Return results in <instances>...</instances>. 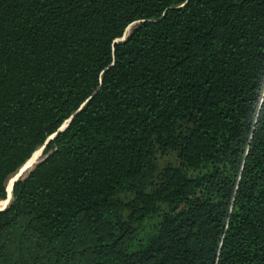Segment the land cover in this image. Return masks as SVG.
Listing matches in <instances>:
<instances>
[{"label": "trees", "instance_id": "trees-1", "mask_svg": "<svg viewBox=\"0 0 264 264\" xmlns=\"http://www.w3.org/2000/svg\"><path fill=\"white\" fill-rule=\"evenodd\" d=\"M71 114L0 264H264V0H0V199Z\"/></svg>", "mask_w": 264, "mask_h": 264}, {"label": "water", "instance_id": "water-1", "mask_svg": "<svg viewBox=\"0 0 264 264\" xmlns=\"http://www.w3.org/2000/svg\"><path fill=\"white\" fill-rule=\"evenodd\" d=\"M134 21H136V20H134ZM134 21H131V22H134ZM130 22V23H131ZM130 23H128L127 25H126V27H125V29L127 28V26H129V24ZM124 29V30H125ZM130 30V29H129ZM128 30V31H129ZM127 31V32H128ZM127 32L124 34H122L121 36H118V37H116V38H114V41H120V40H123V38H124V36L127 34ZM80 107V106H79ZM78 107V108H79ZM77 108V109H78ZM76 109V110H77ZM75 112V111H74ZM73 112V113H74ZM72 113V114H73ZM72 114L54 131V132H52L51 134H49L48 136H47V138L44 140V142H43V144H42V146H44V143L49 139V138H51L56 132H58L59 130H61L66 124H67V122L69 121V119H70V117L72 116ZM46 154H44L43 156H41L40 158H38V159H36L35 161H34V163L36 162V161H38V160H40V159H42L44 156H45ZM20 167V166H19ZM18 167V168H19ZM20 173V171L18 172V169H17V171H16V173H15V175L13 176V178L11 179V182H10V194H11V185H12V183H13V181L14 180H16V179H18L19 177H18V174ZM10 179V178H9ZM10 198V197H9ZM9 198H8V200H9ZM7 200V201H8ZM2 207H4V205L3 206H0V208H2Z\"/></svg>", "mask_w": 264, "mask_h": 264}, {"label": "rangeland", "instance_id": "rangeland-1", "mask_svg": "<svg viewBox=\"0 0 264 264\" xmlns=\"http://www.w3.org/2000/svg\"><path fill=\"white\" fill-rule=\"evenodd\" d=\"M134 23H135V21H134V22H131V23L129 24V26L124 30L123 33L125 34V33L131 28V26L134 25ZM35 149H36L35 152L37 153V155H35V154H33V155L36 157V159H38V158H40V157L43 155V146H42V145H39V146L36 147ZM38 152H39V154H38ZM33 155H32V156H33ZM32 156H31V157H32ZM36 159H35V160H36ZM33 164H34V162L31 163L27 168L23 169L24 171L22 170V171L18 174V177L20 178L21 176H23V175L25 174V172H26V171H27V170H28ZM17 169H18V168H17ZM25 170H26V171H25ZM16 171H17V170H15L12 174L9 175V177H8V179H7V181H6V183H7L6 188H8V186L10 185V184H8V183H9V182H8V181H9V178H10V177L13 178V175H15ZM23 173H24V174H23ZM11 178H10V179H11ZM10 182H11V181H10ZM7 197H8V191H7V194H6V198H7ZM6 198H5V199H0V206H3V205L5 206V205L7 204V202H8L9 200H8L5 204H4V203L2 204V201H3V200H6Z\"/></svg>", "mask_w": 264, "mask_h": 264}, {"label": "bare ground", "instance_id": "bare-ground-1", "mask_svg": "<svg viewBox=\"0 0 264 264\" xmlns=\"http://www.w3.org/2000/svg\"><path fill=\"white\" fill-rule=\"evenodd\" d=\"M34 154L35 155H37V153L36 152H34ZM35 159H36V157L33 155L31 158H29L19 169H18V172L20 171H22L23 169H25V168H27L31 163H33L34 161H35ZM24 171V170H23ZM26 171V170H25ZM24 174V173H23ZM14 176V175H13ZM11 178V177H10ZM12 179V178H11ZM11 179H9V183L8 184H10V181H11ZM6 191H8V197L6 198V200H3L2 201V204L4 203H6L7 202V200H8V198L10 197V185L8 186V188H6Z\"/></svg>", "mask_w": 264, "mask_h": 264}]
</instances>
